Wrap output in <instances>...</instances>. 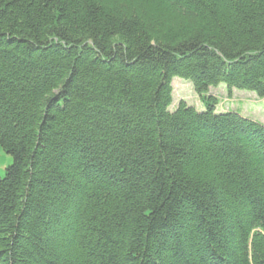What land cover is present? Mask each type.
<instances>
[{
  "label": "trees",
  "instance_id": "1",
  "mask_svg": "<svg viewBox=\"0 0 264 264\" xmlns=\"http://www.w3.org/2000/svg\"><path fill=\"white\" fill-rule=\"evenodd\" d=\"M220 83L264 98V0H0V264H264V123Z\"/></svg>",
  "mask_w": 264,
  "mask_h": 264
},
{
  "label": "rangeland",
  "instance_id": "2",
  "mask_svg": "<svg viewBox=\"0 0 264 264\" xmlns=\"http://www.w3.org/2000/svg\"><path fill=\"white\" fill-rule=\"evenodd\" d=\"M172 85L174 88L173 101L169 110H175L181 101L194 105L198 110L206 108L190 80L175 76ZM210 94L219 100L217 111L237 110L246 117L264 123V98H260L255 92L236 89L230 92L225 83H220L218 87L210 88ZM12 160V155L0 148V175L4 174L5 168L11 164Z\"/></svg>",
  "mask_w": 264,
  "mask_h": 264
}]
</instances>
